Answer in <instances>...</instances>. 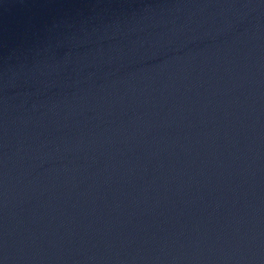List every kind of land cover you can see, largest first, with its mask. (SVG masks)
I'll list each match as a JSON object with an SVG mask.
<instances>
[{
	"label": "water",
	"instance_id": "water-1",
	"mask_svg": "<svg viewBox=\"0 0 264 264\" xmlns=\"http://www.w3.org/2000/svg\"><path fill=\"white\" fill-rule=\"evenodd\" d=\"M0 264H264V0H0Z\"/></svg>",
	"mask_w": 264,
	"mask_h": 264
}]
</instances>
